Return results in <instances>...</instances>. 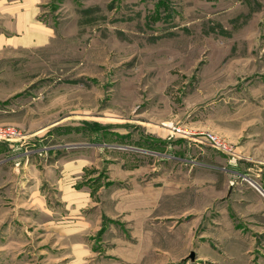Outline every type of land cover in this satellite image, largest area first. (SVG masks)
Here are the masks:
<instances>
[{
    "label": "rangeland",
    "instance_id": "1",
    "mask_svg": "<svg viewBox=\"0 0 264 264\" xmlns=\"http://www.w3.org/2000/svg\"><path fill=\"white\" fill-rule=\"evenodd\" d=\"M39 18L50 44L0 62V127L23 136L0 143V264H121L132 215L156 203L172 218L148 220L194 233L193 256L166 264L233 262L215 236L226 220L264 264V0H41ZM68 163L91 198L79 213L100 218L75 238L56 230ZM46 169L50 229L19 199Z\"/></svg>",
    "mask_w": 264,
    "mask_h": 264
},
{
    "label": "crops",
    "instance_id": "2",
    "mask_svg": "<svg viewBox=\"0 0 264 264\" xmlns=\"http://www.w3.org/2000/svg\"><path fill=\"white\" fill-rule=\"evenodd\" d=\"M40 3L41 0H0V62L4 58H12L13 55H17L20 49L44 48L50 44L53 32L50 26L39 18ZM9 148L12 147L9 146ZM11 151L13 150L11 149ZM7 159H9L7 161L10 165L6 167H9L10 172L15 175L25 177L27 171L34 167L32 164H26L27 162L23 163L22 166L20 164L14 167V164L19 159L17 156ZM82 166H77L75 163L65 164V168L61 169L60 176L55 181L61 206L69 210L68 213L66 210L64 213L69 214L65 219L67 223L59 221L60 223L56 226L58 227L56 230L59 236L75 238L78 235H82L83 231L86 232V230L92 229L100 219L95 216L83 219V216L79 213L83 205L91 199L87 192L82 191V189L78 190L74 186ZM48 170L50 169L38 170L36 174H33V171L30 170L29 172H32L30 176L34 177V185L28 190H24L25 192L23 193H27L26 196L19 198L20 200L26 198L27 205L32 206L33 209L40 208L42 210L43 219L40 222L44 229H50L49 223L55 217V214L47 209V201L44 195L38 191V185L43 182V177L49 176ZM154 200L158 201V198ZM140 201L142 202L143 200L140 199ZM155 206L156 210L154 209L153 214L151 213L152 210L149 209L150 212H147L146 206L141 205L143 212L140 211L132 215L136 221L133 229L135 230L134 234L139 238L138 244L131 246V244L120 243V245H125L118 253L123 258L121 264H166L169 259L178 262L183 255L190 254V257L193 256L191 253L194 247L193 231L189 230L188 226L173 229L172 223L167 225L166 228H163L158 223L154 224V221L148 220L149 217H153L154 220L162 219L163 217L172 218L171 214L166 213L167 215H164L161 212L163 210L162 205H157L156 203ZM60 218H63L62 215ZM227 221H224V228H219L215 236L219 239L220 244L224 248L226 247L230 256L234 258L233 262L226 263L219 255L207 253V251H204L206 255H202L201 258L203 260L209 258L211 261L209 264H249L246 259V253L248 252L247 248L250 246L244 244L240 234ZM183 264L199 263L192 262L189 259L187 263Z\"/></svg>",
    "mask_w": 264,
    "mask_h": 264
},
{
    "label": "built area",
    "instance_id": "3",
    "mask_svg": "<svg viewBox=\"0 0 264 264\" xmlns=\"http://www.w3.org/2000/svg\"><path fill=\"white\" fill-rule=\"evenodd\" d=\"M23 139V136L12 126H1L0 127V143H14ZM205 141L212 145L214 149L235 157L230 150H228L225 146H222L217 143L216 138L211 134L204 135ZM18 165V164H17ZM16 165V166H17ZM264 192V191H263Z\"/></svg>",
    "mask_w": 264,
    "mask_h": 264
}]
</instances>
